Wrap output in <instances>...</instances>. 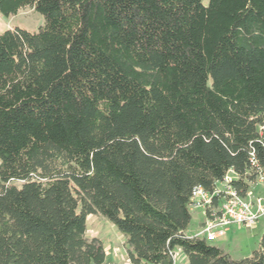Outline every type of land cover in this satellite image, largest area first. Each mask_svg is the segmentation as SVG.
Instances as JSON below:
<instances>
[{"label": "trees", "instance_id": "trees-1", "mask_svg": "<svg viewBox=\"0 0 264 264\" xmlns=\"http://www.w3.org/2000/svg\"><path fill=\"white\" fill-rule=\"evenodd\" d=\"M0 264H264L186 236L191 191L264 169V0H0ZM19 183V184H16ZM16 184V185H15Z\"/></svg>", "mask_w": 264, "mask_h": 264}, {"label": "rangeland", "instance_id": "rangeland-1", "mask_svg": "<svg viewBox=\"0 0 264 264\" xmlns=\"http://www.w3.org/2000/svg\"><path fill=\"white\" fill-rule=\"evenodd\" d=\"M43 23L44 19L40 14L25 8V10L19 11L17 15H11L9 17L0 14V33L11 30V28L14 27L25 31L36 32ZM232 175L233 174L230 172L227 176L230 177ZM253 186L252 191L257 196L260 195L264 197V185L256 182ZM189 210L191 220L188 232L189 235H194V232L190 230L195 228L199 229L201 227L204 214L202 210H194L191 208ZM85 226L86 231L84 237L87 240L96 238L101 241L104 254L106 255L105 264H131L128 259V253H126V240L105 218L98 215H89L86 218ZM241 228L236 225L232 226L230 232L226 234L227 236L210 244L221 247L232 260L247 258L253 251L258 250L257 248L263 231L262 229H264V216L261 217L260 221L257 223L254 233L253 231H248V228ZM249 230H252V228ZM173 264H186V257L182 251L175 249Z\"/></svg>", "mask_w": 264, "mask_h": 264}, {"label": "built area", "instance_id": "built-area-1", "mask_svg": "<svg viewBox=\"0 0 264 264\" xmlns=\"http://www.w3.org/2000/svg\"><path fill=\"white\" fill-rule=\"evenodd\" d=\"M257 133L264 147V125L259 126ZM249 163L255 169L256 182L264 185V169L258 166L253 155ZM227 175L223 181L216 182L210 193L201 187H195L191 191L188 208L202 210L204 220L198 231L189 237L202 239L210 244L227 236L234 225L245 229L254 228L264 216V197L257 196L252 191L256 182L242 196L231 184L238 179L237 176Z\"/></svg>", "mask_w": 264, "mask_h": 264}, {"label": "crops", "instance_id": "crops-1", "mask_svg": "<svg viewBox=\"0 0 264 264\" xmlns=\"http://www.w3.org/2000/svg\"><path fill=\"white\" fill-rule=\"evenodd\" d=\"M256 226H257V225H256ZM256 226H255L254 228H252V230H249V229H248V231H250V232H252V231H253V233H254V231H255V229H256ZM240 228H241V227H240ZM197 229H198V228H195V229H193V230H190V231H192V232L196 233ZM241 229H242V228H241ZM243 229H244V228H243ZM188 230H189V228H188ZM188 230L185 232L186 236H188V235H189V232H188ZM262 230H263V229H262ZM194 233H193V234H194ZM189 236H192V235H189ZM189 236H188V237H189ZM217 248H218V247H217ZM219 248H220L221 250H223L221 247H219ZM224 251H225V250H224Z\"/></svg>", "mask_w": 264, "mask_h": 264}]
</instances>
